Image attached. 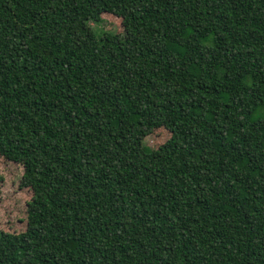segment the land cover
I'll use <instances>...</instances> for the list:
<instances>
[{
    "label": "trees",
    "instance_id": "1",
    "mask_svg": "<svg viewBox=\"0 0 264 264\" xmlns=\"http://www.w3.org/2000/svg\"><path fill=\"white\" fill-rule=\"evenodd\" d=\"M0 158V264H264V0H0Z\"/></svg>",
    "mask_w": 264,
    "mask_h": 264
},
{
    "label": "rangeland",
    "instance_id": "2",
    "mask_svg": "<svg viewBox=\"0 0 264 264\" xmlns=\"http://www.w3.org/2000/svg\"><path fill=\"white\" fill-rule=\"evenodd\" d=\"M90 27L101 33L113 35V43L125 54L134 48V42L123 30L121 20L110 14H102L98 24ZM169 134L162 129L144 127L135 143V150L148 149L156 163L161 159L155 150L164 143ZM35 160L26 165L15 164L0 158V230L9 233H20L26 227V207L32 192L27 180L37 166Z\"/></svg>",
    "mask_w": 264,
    "mask_h": 264
}]
</instances>
